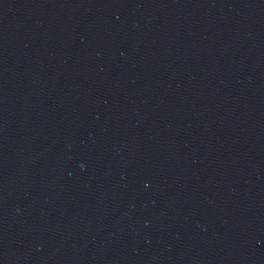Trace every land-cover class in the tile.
<instances>
[{
  "label": "water",
  "instance_id": "1",
  "mask_svg": "<svg viewBox=\"0 0 264 264\" xmlns=\"http://www.w3.org/2000/svg\"><path fill=\"white\" fill-rule=\"evenodd\" d=\"M0 264H264V0H0Z\"/></svg>",
  "mask_w": 264,
  "mask_h": 264
}]
</instances>
